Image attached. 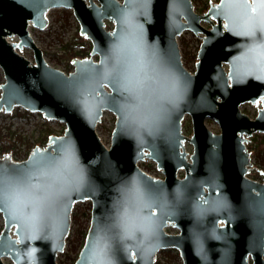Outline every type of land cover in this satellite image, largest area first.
Segmentation results:
<instances>
[{
	"label": "water",
	"instance_id": "95a60500",
	"mask_svg": "<svg viewBox=\"0 0 264 264\" xmlns=\"http://www.w3.org/2000/svg\"><path fill=\"white\" fill-rule=\"evenodd\" d=\"M52 8L71 9L92 43L70 73L29 31L46 29ZM204 9L193 0H0V112L22 107L66 125L27 158L0 155V264H59L74 206L86 200L91 221L75 264H155L165 249L182 264H264V180L249 174L247 148L264 134V0ZM184 31L201 38L195 71ZM258 102L257 116L241 108ZM105 111L116 116L110 147L96 130ZM146 159L163 174L138 165Z\"/></svg>",
	"mask_w": 264,
	"mask_h": 264
},
{
	"label": "rangeland",
	"instance_id": "374dc122",
	"mask_svg": "<svg viewBox=\"0 0 264 264\" xmlns=\"http://www.w3.org/2000/svg\"><path fill=\"white\" fill-rule=\"evenodd\" d=\"M199 11L212 5L219 0H193ZM49 24L46 29L40 30L33 26H29V31L33 35L34 39L43 50L46 60L68 72L74 67L72 60L69 56L71 52H81L87 54L86 57H90L92 43L89 39L80 35V24L73 14L71 9L66 8H52L47 14ZM79 33V34H78ZM13 42L19 41L17 36L9 38ZM179 42L183 49V53L188 51L190 54V60L185 57L186 65L191 70L195 71L196 58L192 56L198 52V47L201 44V38L194 35L191 31H184L179 37ZM186 44V47L183 46ZM33 62L34 52L30 48L24 47L21 49ZM98 58V56H94ZM5 77L3 69L0 67V86L4 83ZM2 89L0 87V96ZM262 107V103H244L241 108L244 112L257 116L258 110ZM116 116L111 111H105L101 122L97 126V131L107 144L111 145L112 132L115 127ZM66 125L57 120H47L40 112H30L22 107H15L11 112H0V155L9 151L13 158H27L32 151L35 144H47L49 136L53 131L64 133ZM50 133V134H49ZM49 134V136H47ZM20 136V142L13 138V136ZM264 142L263 133H254L248 138L247 145L251 149L253 156L252 167L250 175L264 180V148L261 143ZM140 167L148 169L150 171L163 174V172L157 168L156 163L151 159H146L138 164ZM259 173V176H258ZM92 206L90 200L77 202L73 209V214L78 213L81 215L80 224L76 223L72 219L70 234L66 241L65 249L57 257L59 264H75L78 254L72 250V247L77 246L79 243L80 235L84 229L87 220L89 208ZM4 227V218L0 212V234ZM176 250V249H174ZM177 251V250H176ZM174 251L173 254L176 252ZM155 264H182V259L179 256L178 259H171L167 254H164L161 250L158 255Z\"/></svg>",
	"mask_w": 264,
	"mask_h": 264
},
{
	"label": "trees",
	"instance_id": "16d2710c",
	"mask_svg": "<svg viewBox=\"0 0 264 264\" xmlns=\"http://www.w3.org/2000/svg\"><path fill=\"white\" fill-rule=\"evenodd\" d=\"M183 46L186 47V44L183 43ZM197 49L199 50V47ZM197 53L195 55H193L192 57L193 58H196ZM77 56L85 57V56H87V54L85 55V54H83L81 52H71L69 58H70V60H73ZM183 56L186 57L187 60H190V58H191L188 51H185ZM49 134L47 136H49ZM13 138H15L16 140H19L20 142H24V140H21V137L20 136L15 135V136H13ZM261 146H263V148H264V142L261 143ZM248 150L251 153V149H250L249 146H248ZM258 176H259V173H258ZM80 218H81V215H79L78 213H74L72 215L73 221L76 222V223H78V224H80V226H82V222H81V219ZM90 221H91V207L89 208L88 220H87V223H86L84 229L81 232L80 239H79V243H78L77 246H75V247L73 246L72 247V250L75 251L78 255L80 253L81 248L83 247V245L85 243V239H86L87 231H88V228H89V225H90ZM82 228H83V226H82ZM174 251H176V250H174V249H165V250H163L164 254H167V256H169L171 259H173V260L175 259L176 260V259L179 258L180 255H179V252L178 251H176L173 254Z\"/></svg>",
	"mask_w": 264,
	"mask_h": 264
},
{
	"label": "flooded vegetation",
	"instance_id": "af4514ba",
	"mask_svg": "<svg viewBox=\"0 0 264 264\" xmlns=\"http://www.w3.org/2000/svg\"><path fill=\"white\" fill-rule=\"evenodd\" d=\"M247 148H248V146H247ZM249 151V150H248ZM251 154V153H250Z\"/></svg>",
	"mask_w": 264,
	"mask_h": 264
}]
</instances>
